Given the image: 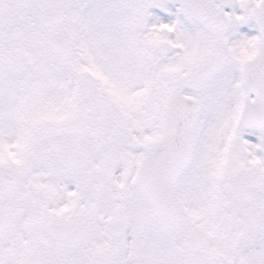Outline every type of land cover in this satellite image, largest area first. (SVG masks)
<instances>
[{
  "label": "snow or ice",
  "instance_id": "6c2138e0",
  "mask_svg": "<svg viewBox=\"0 0 264 264\" xmlns=\"http://www.w3.org/2000/svg\"><path fill=\"white\" fill-rule=\"evenodd\" d=\"M0 264H264V0H0Z\"/></svg>",
  "mask_w": 264,
  "mask_h": 264
},
{
  "label": "rangeland",
  "instance_id": "374dc122",
  "mask_svg": "<svg viewBox=\"0 0 264 264\" xmlns=\"http://www.w3.org/2000/svg\"><path fill=\"white\" fill-rule=\"evenodd\" d=\"M177 7L178 6L175 4H169L168 5V8H169L171 13H175ZM149 12H150V14H155V13L159 12V10L158 9H149ZM161 15H165V14L161 13Z\"/></svg>",
  "mask_w": 264,
  "mask_h": 264
}]
</instances>
